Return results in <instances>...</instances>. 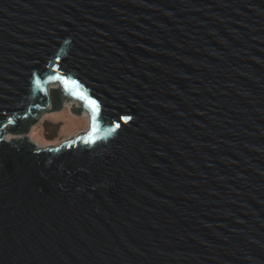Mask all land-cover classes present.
<instances>
[{
	"label": "water",
	"instance_id": "obj_1",
	"mask_svg": "<svg viewBox=\"0 0 264 264\" xmlns=\"http://www.w3.org/2000/svg\"><path fill=\"white\" fill-rule=\"evenodd\" d=\"M0 264H264V0H0Z\"/></svg>",
	"mask_w": 264,
	"mask_h": 264
},
{
	"label": "rangeland",
	"instance_id": "obj_2",
	"mask_svg": "<svg viewBox=\"0 0 264 264\" xmlns=\"http://www.w3.org/2000/svg\"><path fill=\"white\" fill-rule=\"evenodd\" d=\"M88 114L73 115L69 107L42 118L32 130L30 137L43 147L58 145L62 141L88 129Z\"/></svg>",
	"mask_w": 264,
	"mask_h": 264
},
{
	"label": "snow or ice",
	"instance_id": "obj_3",
	"mask_svg": "<svg viewBox=\"0 0 264 264\" xmlns=\"http://www.w3.org/2000/svg\"><path fill=\"white\" fill-rule=\"evenodd\" d=\"M37 84H39V81H37ZM125 119H129V118H125Z\"/></svg>",
	"mask_w": 264,
	"mask_h": 264
}]
</instances>
